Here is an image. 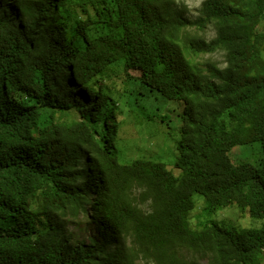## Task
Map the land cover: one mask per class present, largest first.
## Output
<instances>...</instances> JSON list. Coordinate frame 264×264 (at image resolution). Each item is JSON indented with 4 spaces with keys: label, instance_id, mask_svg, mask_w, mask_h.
Masks as SVG:
<instances>
[{
    "label": "trees",
    "instance_id": "1",
    "mask_svg": "<svg viewBox=\"0 0 264 264\" xmlns=\"http://www.w3.org/2000/svg\"><path fill=\"white\" fill-rule=\"evenodd\" d=\"M131 80L176 103L173 167L120 142ZM232 204L263 225L195 221ZM0 264H264V0H0Z\"/></svg>",
    "mask_w": 264,
    "mask_h": 264
},
{
    "label": "rangeland",
    "instance_id": "2",
    "mask_svg": "<svg viewBox=\"0 0 264 264\" xmlns=\"http://www.w3.org/2000/svg\"><path fill=\"white\" fill-rule=\"evenodd\" d=\"M178 3H184L189 11L191 19H196L199 16V10L202 4L206 0H177ZM199 38L204 39L207 42H212L215 38V29H207L204 33L198 34ZM202 58L207 61H217L222 66L226 65V57L223 53L213 54L204 56ZM123 83L124 78L122 76H115L109 80V83ZM102 82L98 81L92 84L93 87H98ZM104 89H106L107 81H104ZM107 91L112 95L119 94L118 90L107 89ZM122 94L125 101H121V107L125 109L122 113L129 117V121H124V126H122V139L121 144L125 148H130L134 151L136 156H147L155 158L157 161L166 164L167 166L173 167L175 164V159L177 157V152L175 150V143L179 139L178 133V119H175L176 111L169 112L165 104L173 106L175 102L167 101L162 98V96L156 92L150 90L148 87L141 84L140 80H131L127 82L124 87ZM132 95V96H131ZM148 96L153 97L152 101L146 102L144 104V99ZM140 97V98H136ZM147 107L148 117L143 119L142 122L148 124L147 127L141 122L138 126L136 125V116L130 108L136 107L134 110L137 111L139 108ZM138 119V118H137ZM164 121H172L169 128L165 126ZM153 132L155 134H151ZM261 129L255 127L251 130V143L247 146H239L233 149L231 157L234 162H239L240 160H250L255 163L259 156L261 155V150L258 141L262 137ZM231 204V203H230ZM185 208L205 209V202L203 197L199 194V188L195 185L186 200L182 203ZM197 217L200 222L205 223L207 220H215L217 222H225L229 224L236 225L237 227H261L263 225L260 219H251L249 214L242 211L236 204L226 206L223 210H219L212 215H209L206 211L198 212L195 215V221L197 222ZM70 231L73 234V241H78L80 239L86 238L88 235L93 234L91 230H86L83 225H77L72 223L70 225Z\"/></svg>",
    "mask_w": 264,
    "mask_h": 264
}]
</instances>
